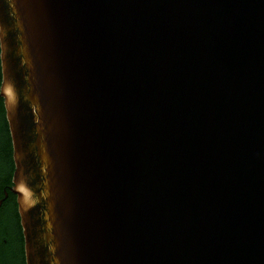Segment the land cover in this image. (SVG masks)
<instances>
[{"label": "water", "instance_id": "obj_1", "mask_svg": "<svg viewBox=\"0 0 264 264\" xmlns=\"http://www.w3.org/2000/svg\"><path fill=\"white\" fill-rule=\"evenodd\" d=\"M25 264H264V0H0Z\"/></svg>", "mask_w": 264, "mask_h": 264}, {"label": "flooded vegetation", "instance_id": "obj_2", "mask_svg": "<svg viewBox=\"0 0 264 264\" xmlns=\"http://www.w3.org/2000/svg\"><path fill=\"white\" fill-rule=\"evenodd\" d=\"M14 170L12 145L3 99L0 97V264H25L17 195L13 184Z\"/></svg>", "mask_w": 264, "mask_h": 264}]
</instances>
